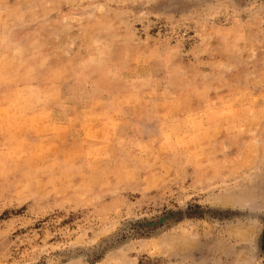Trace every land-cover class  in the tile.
<instances>
[{"label":"rangeland","instance_id":"obj_1","mask_svg":"<svg viewBox=\"0 0 264 264\" xmlns=\"http://www.w3.org/2000/svg\"><path fill=\"white\" fill-rule=\"evenodd\" d=\"M0 264H264V0H0Z\"/></svg>","mask_w":264,"mask_h":264}]
</instances>
